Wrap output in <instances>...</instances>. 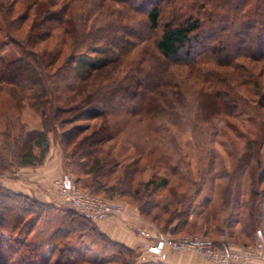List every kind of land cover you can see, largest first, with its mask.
<instances>
[{
    "label": "trees",
    "instance_id": "1",
    "mask_svg": "<svg viewBox=\"0 0 264 264\" xmlns=\"http://www.w3.org/2000/svg\"><path fill=\"white\" fill-rule=\"evenodd\" d=\"M11 43L16 58L3 56ZM103 45L117 56L80 73L79 56ZM248 61L264 64V0H0V109L9 102L32 119L19 115L18 131L3 132L0 173L43 163L52 134L78 183L124 199L161 231L195 230L199 218L213 243L221 242L216 232L251 245L257 229L264 233V79ZM226 68L262 120L222 191L228 216L219 226L210 198L197 208L206 175L194 176L176 133H191L196 149L211 154L214 117L233 124L242 111L224 86ZM170 175L177 180L162 202ZM49 206L0 182V264H106L111 257L72 246L69 236L81 240L89 228L122 264H166L135 262V249L72 209L44 248L33 231Z\"/></svg>",
    "mask_w": 264,
    "mask_h": 264
},
{
    "label": "rangeland",
    "instance_id": "2",
    "mask_svg": "<svg viewBox=\"0 0 264 264\" xmlns=\"http://www.w3.org/2000/svg\"><path fill=\"white\" fill-rule=\"evenodd\" d=\"M19 51L20 50L18 49V47L11 43L7 46L6 51L4 52L3 56L8 57V58H16L20 54ZM116 56H117L116 50H114L111 47L103 45L95 54L93 53L89 55L83 54L79 56V59L77 62V68L80 73H84L91 66L102 63L103 61L110 59V58H114ZM247 64H249L254 69L257 75H260L264 79V71L261 73L262 75L260 74V69L261 67L262 69H264V64L256 63V65H253V63L249 61L247 62ZM222 71L229 73L227 74L229 76V81L226 80L225 82H223L225 83L224 86L226 87L228 91H231L232 93L236 94L238 97L241 98L240 100H241V105H242V111L235 119H233V124H229L227 120L225 119L226 117H223V116L214 117L213 122L216 124L217 132H215V134L213 135V141L211 144V154L203 155L196 149L195 140L193 136L191 135V133H182V132L176 133V138L179 144L181 145V147L187 154L188 159L191 161V168L193 170L194 176L199 178V177H203V175H206V184L204 185V192L199 198V201L197 203V208L202 207V202L204 201L205 198L207 197L210 198L212 202L211 207L214 209L212 212L214 215L212 222H213V225H219V226H224V221L226 217L228 216V211L224 209V207L222 206V191L224 190V188L227 186L229 182L230 173L236 166L239 156L246 149L249 148V141L252 137H254V135H256V132L259 129V124L262 120L258 105L250 102L242 94V92L238 90L237 84L235 80H233L234 79L233 76H235L234 71L231 68H226ZM260 89L261 87H258V90ZM1 108L2 109H0V143L2 142L4 131L11 130L12 132H15V133L18 131L19 115H20V112L17 110V108L9 102L4 103L1 106ZM20 117H21V120L22 119L28 120L29 122H31L32 120L31 118H29V114H23V112L21 113ZM50 140H51V147H50V151L48 154H50L53 157L52 158L53 162L50 161L48 165H51V167L53 168H55L57 165H60L59 175L56 176V178L51 183L52 185L50 186V188H48V191H49L48 198L50 199L48 201L46 200L44 201L43 197H40L34 192L30 194L27 191L16 190V189H12L6 186L12 191L25 194L31 198L37 199L41 202L48 203L50 205L47 211L45 212V215L42 217L41 221L37 224V226L35 227L33 231V233L34 232L39 233L38 236H36L35 242L41 243V245H43L44 248L53 246V244H51L49 241L44 242V240H47L48 237L52 234V232H54L58 228L64 214H66V212L70 209L75 210L71 206H69L68 204L62 201L60 194H59V190L56 186V181L64 176H68L72 181H74V183L80 189L87 190L88 192L94 195L101 196L107 200L115 201L121 204L123 208V212L120 214H124L125 211H127L133 206L130 203L126 202L124 199H120L118 197L110 199L106 197L104 194L103 195L96 194L90 191L89 189L83 187L80 183L77 182V177L74 171L72 170V168H69L66 165L63 149L60 143L54 138L52 134L50 135ZM263 153H264V149H263ZM126 154L127 153L124 152L122 156L123 155L125 156ZM53 159L57 160L59 163H57V165L54 164L55 161ZM43 163L36 164V165H28V166H39V165H42ZM22 167L23 166H15L13 169L2 171L0 173V182H2L3 185L5 186L4 182H10V184H12V182L18 183L19 181V182H22L21 183L22 186H28L29 175L28 173L22 171L23 170ZM57 172H59V169ZM151 174H152V171L149 170L148 178H150ZM161 174H165V171L162 170ZM176 180L177 179L174 176L170 175L169 186L159 191L158 197L159 199H161L162 202H165V199L168 196L169 187L170 185L175 184ZM77 212L87 216L92 221V222H89L90 226H97V224L100 221H105L110 218L109 217L107 219L97 221L96 219L84 213H81L79 211ZM114 216H117V215H113L111 217H114ZM141 217L143 216L141 215ZM144 219L147 220L146 218ZM195 220L198 223L196 225L195 230L184 231L180 235H177V236H175L169 231L168 232L161 231L155 223L147 220L156 228L158 235L156 236V238L149 237V235L144 236V240L148 238L149 239L148 241L141 243L138 249H135L137 252V259H136L137 261L135 262L141 263L144 261H148V262L149 261L150 262L167 261V260H161L158 257L145 252L143 249V245H145V243H150L156 240L161 235L172 236L173 238H179L182 236L198 237L204 240L208 245L216 249H219V250H239V249H242L243 247H246V246L241 245L242 243L238 242L237 244L235 242H231L227 236L226 237L221 236V234L216 233V232L215 233L212 232L211 235L220 239L221 242L219 244L213 243L208 236H205L204 222L200 220L199 218H195ZM234 228L237 229L238 227H234ZM258 230H261V229L256 230L253 236V240H252L253 243L247 246H254L258 242V238H259L258 233H257ZM3 233L6 234L7 236L12 235L11 232L7 230H3ZM239 233L240 232H238V234ZM78 236H80L78 233H75L69 236L72 242V246H78V247L84 246L88 248V250L90 249L89 250L91 252L90 254L93 253L95 256H98L99 259L109 258V257L112 258L113 256L117 258V259L114 258L116 259L115 262L107 263L112 260L110 258V260L106 261V264H122V261L120 260L119 255L116 253L117 248H115L114 246H111L108 242L104 241L101 235H99L97 232L95 233L89 228V229H86L81 235V236H84L83 239L79 240ZM263 236H264V233H263ZM241 238H243V241L246 240V242L251 241L243 237L242 235H241ZM223 240H226V243ZM172 252H175V251H172ZM114 253L116 255H112ZM177 253L183 256H186V257L201 256L197 253H192V252L190 253L177 252ZM208 264H212V263L208 261Z\"/></svg>",
    "mask_w": 264,
    "mask_h": 264
},
{
    "label": "built area",
    "instance_id": "3",
    "mask_svg": "<svg viewBox=\"0 0 264 264\" xmlns=\"http://www.w3.org/2000/svg\"><path fill=\"white\" fill-rule=\"evenodd\" d=\"M63 202L73 209L84 213L97 221L107 219L123 212L121 204L94 195L80 189L68 176L56 181ZM258 242L254 246H246L239 250H219L208 245L198 237L161 235L156 240L145 243V252L167 260L169 251L192 252L203 256L212 264H264V236L258 230Z\"/></svg>",
    "mask_w": 264,
    "mask_h": 264
},
{
    "label": "crops",
    "instance_id": "4",
    "mask_svg": "<svg viewBox=\"0 0 264 264\" xmlns=\"http://www.w3.org/2000/svg\"><path fill=\"white\" fill-rule=\"evenodd\" d=\"M52 158L53 157L48 154L42 165L22 167V171L29 175L28 186H22V182L19 181L18 183L12 182V184H10V182H4L5 186L16 190H24L30 194L34 192L40 197H43L44 201H48L50 199L48 198V188H50L52 181L60 173V165H57V163H59L57 160L53 159L55 161L54 164L57 165L55 168L48 165L50 161L53 162ZM58 169L59 172H57ZM97 226L102 232L106 233L111 240L122 243L133 249H138L141 243L148 241L149 238L144 240V236L149 235V237L156 238L158 235L156 228L149 221L141 217L137 208L133 206L125 211L124 214L110 217L105 221H100ZM165 263L208 264V261L202 256L186 257L171 251Z\"/></svg>",
    "mask_w": 264,
    "mask_h": 264
}]
</instances>
